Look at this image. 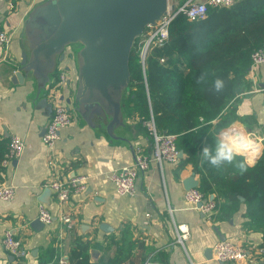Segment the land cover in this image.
<instances>
[{
	"label": "crops",
	"instance_id": "1",
	"mask_svg": "<svg viewBox=\"0 0 264 264\" xmlns=\"http://www.w3.org/2000/svg\"><path fill=\"white\" fill-rule=\"evenodd\" d=\"M39 1L0 0V27L12 35L10 59H2L0 47V133L7 144L13 134L21 135L26 142L22 156L2 163L0 169V185L12 183L16 186L13 199H0V264L11 263L2 242L8 228L23 240L29 251L21 264H39L40 256L46 255L51 244L60 256L68 258L77 238L91 241L92 262L107 261L119 249L110 241L111 236L119 238L124 228L129 229L132 241L143 243L144 248L133 247L132 243L131 257L121 264H143L149 255L164 264H219L211 251L221 240L219 232L237 243L263 244L262 232L245 228L244 202L230 217H223L218 210L208 217L186 201L184 180L195 174L200 184L199 173L190 162L183 166L165 162L161 168L152 161L137 177L133 195L117 194L111 172L133 163L138 152L150 154L153 148V137L138 118L125 116L126 126L119 134L129 140L126 142L111 139L72 111V122L62 129L58 142L61 172L68 179L86 175V187L72 192L64 204L59 202L55 191H47L44 182L52 169L48 161L49 150L42 137L52 110L36 97V82L31 76L24 83H15L11 79L24 48L25 18ZM169 1L181 4L186 0ZM71 70L73 78L65 89V98H73L76 88L77 71L73 65ZM249 77L252 89L242 95L238 108L239 115L246 118L231 125L244 132L264 135V64L252 69ZM211 194L216 198V193ZM41 203L53 214V220L35 227L31 223L39 218ZM64 212L73 217V229L61 220ZM178 224L190 228L185 246L177 242ZM226 264H264V254L253 253L244 263L232 261Z\"/></svg>",
	"mask_w": 264,
	"mask_h": 264
},
{
	"label": "trees",
	"instance_id": "2",
	"mask_svg": "<svg viewBox=\"0 0 264 264\" xmlns=\"http://www.w3.org/2000/svg\"><path fill=\"white\" fill-rule=\"evenodd\" d=\"M169 31L162 46L151 48L145 68L137 38L130 56V85L123 100L125 116L144 122L153 115L159 131L177 134V145L184 151L179 163L193 164L200 176L199 189L207 198L216 193L220 214L230 217L244 202L245 228L264 236V151L244 174L235 165L202 167L199 157L202 147L214 145L223 128L246 118L239 115L238 108L242 95L253 86L249 77L252 53L264 46V0H236L230 6L212 7L203 19L189 20L180 15ZM205 69L209 70L208 83L197 84ZM217 77L227 85L222 94L210 91ZM57 78L58 73L54 81ZM5 141L0 133V169L8 150L9 142ZM243 159L237 157V161ZM128 232L124 228L119 238L111 236L110 241L119 249L107 261L92 262L91 241L77 238L69 264H121L131 257L132 243L144 248L143 243L133 242ZM59 258L51 244L39 264H60Z\"/></svg>",
	"mask_w": 264,
	"mask_h": 264
},
{
	"label": "water",
	"instance_id": "3",
	"mask_svg": "<svg viewBox=\"0 0 264 264\" xmlns=\"http://www.w3.org/2000/svg\"><path fill=\"white\" fill-rule=\"evenodd\" d=\"M169 3V0H41L25 18L24 48L11 79L24 83L31 76L36 82V97L52 110L48 87L67 49L74 47L76 88L74 97L66 98L68 107L111 139L129 142L119 132L126 126L123 100L131 80L132 49L145 29L167 13ZM184 185L186 190L198 187L195 174L187 177ZM210 199L214 200L215 194ZM31 224L45 225L39 218ZM219 235L221 240L227 239L220 232ZM8 258L14 260L12 254ZM238 261L244 263L246 259Z\"/></svg>",
	"mask_w": 264,
	"mask_h": 264
},
{
	"label": "built area",
	"instance_id": "4",
	"mask_svg": "<svg viewBox=\"0 0 264 264\" xmlns=\"http://www.w3.org/2000/svg\"><path fill=\"white\" fill-rule=\"evenodd\" d=\"M236 0H186L181 4L169 3L168 11L155 24L149 25L144 33L138 37V48L140 61L145 68L146 58L153 46H162L169 37L170 26L174 19L180 15L187 17L189 20L203 19L207 16L210 8L220 6H230ZM12 35L0 27V47L3 49L2 59L11 58L10 46ZM75 48L69 47L65 53V57L60 61L58 66V78L54 81V85H50L47 90L49 102L52 105V114L46 126L45 133L42 137L43 142L48 147V161L52 172L45 180L44 186L55 191L56 196L61 204L66 203L72 192L83 190L86 187L88 177L86 175H78L71 179L63 176L61 168V156L59 155L58 142L61 139V131L72 122V110L66 102L65 89L71 83L73 78L71 67L76 68L74 62ZM264 64V46L256 49L252 53L251 70ZM153 137V148L150 154L138 152L135 161L126 164L111 172L110 177L115 183V190L119 195H133L136 192V179L145 172L152 161L156 162L161 168L165 162L177 164L180 161V149L177 145V134L159 131L156 127L153 115L144 121ZM236 129L233 126L227 128L228 131ZM224 131V130H223ZM242 131V130H241ZM254 141L258 148V154L249 158L252 162H256L264 151V135L259 136L254 132H246ZM26 147L25 139L19 134H13L8 144V150L3 159V164L9 163L11 160L19 159L24 153ZM16 186L12 183H4L0 185V199L11 200L15 197ZM185 199L192 206L199 208L204 215L211 217L217 210L215 200L208 199L199 187H193L185 190ZM201 203V206H199ZM39 219L50 224L53 220V214L47 209L45 204L41 203L39 207ZM61 220L69 229H73L75 223L70 213L64 212ZM177 242L185 246V241L190 236V228L186 224H178ZM7 254H12L14 260L10 264H21L27 257V250L23 240L15 235L11 228L5 230L2 239ZM253 250H252V249ZM214 258L219 264H226L232 261L247 259L253 253H263L264 245H251L237 243L231 240H220L215 246ZM60 264H69L68 258L60 256ZM143 264H164V262L153 255L147 256Z\"/></svg>",
	"mask_w": 264,
	"mask_h": 264
},
{
	"label": "clouds",
	"instance_id": "5",
	"mask_svg": "<svg viewBox=\"0 0 264 264\" xmlns=\"http://www.w3.org/2000/svg\"><path fill=\"white\" fill-rule=\"evenodd\" d=\"M209 70L205 69L197 78V84L208 83ZM227 85L226 82L217 77L211 82L210 91L214 94H222ZM258 154L255 141L244 131L232 129L221 131L214 145L205 144L199 153L200 165L208 164L212 168L220 169L225 165H235L240 174L247 172L252 163L249 157ZM244 157L237 161V157Z\"/></svg>",
	"mask_w": 264,
	"mask_h": 264
},
{
	"label": "rangeland",
	"instance_id": "6",
	"mask_svg": "<svg viewBox=\"0 0 264 264\" xmlns=\"http://www.w3.org/2000/svg\"><path fill=\"white\" fill-rule=\"evenodd\" d=\"M74 66H75V65H74ZM231 126L235 127L234 125H230V126H228V127L223 128L222 130H224V131H228L227 128H229V127H231ZM235 128H237V127H235ZM147 129H148V128H147ZM238 129H239V128H238ZM222 130H221V131H222ZM239 130L241 131V129H239ZM148 131H149V130H148ZM221 131H220V132H221ZM254 133H256V132H254ZM256 134L259 135V136H261V134H258V133H256ZM262 136H263V135H262Z\"/></svg>",
	"mask_w": 264,
	"mask_h": 264
},
{
	"label": "bare ground",
	"instance_id": "7",
	"mask_svg": "<svg viewBox=\"0 0 264 264\" xmlns=\"http://www.w3.org/2000/svg\"><path fill=\"white\" fill-rule=\"evenodd\" d=\"M255 148L258 150V148H260V147L255 144Z\"/></svg>",
	"mask_w": 264,
	"mask_h": 264
}]
</instances>
